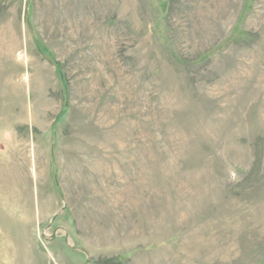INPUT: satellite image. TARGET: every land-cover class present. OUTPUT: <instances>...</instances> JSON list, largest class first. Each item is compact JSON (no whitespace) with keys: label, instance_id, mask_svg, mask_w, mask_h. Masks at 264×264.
<instances>
[{"label":"rangeland","instance_id":"obj_1","mask_svg":"<svg viewBox=\"0 0 264 264\" xmlns=\"http://www.w3.org/2000/svg\"><path fill=\"white\" fill-rule=\"evenodd\" d=\"M0 264H264V0H0Z\"/></svg>","mask_w":264,"mask_h":264}]
</instances>
